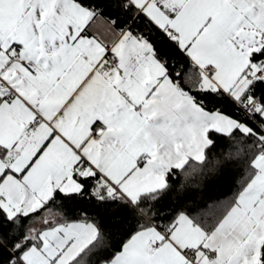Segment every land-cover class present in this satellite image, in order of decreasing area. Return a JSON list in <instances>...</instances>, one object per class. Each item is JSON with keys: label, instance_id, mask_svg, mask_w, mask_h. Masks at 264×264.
I'll return each instance as SVG.
<instances>
[{"label": "snow or ice", "instance_id": "1", "mask_svg": "<svg viewBox=\"0 0 264 264\" xmlns=\"http://www.w3.org/2000/svg\"><path fill=\"white\" fill-rule=\"evenodd\" d=\"M0 264H264V0H0Z\"/></svg>", "mask_w": 264, "mask_h": 264}]
</instances>
